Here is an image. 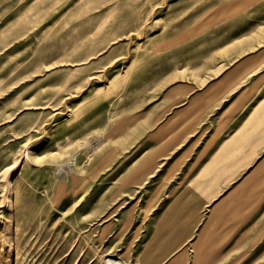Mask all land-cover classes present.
Returning <instances> with one entry per match:
<instances>
[{"label": "rangeland", "instance_id": "1", "mask_svg": "<svg viewBox=\"0 0 264 264\" xmlns=\"http://www.w3.org/2000/svg\"><path fill=\"white\" fill-rule=\"evenodd\" d=\"M263 40L264 0H0V264H206L182 183L135 171L141 111Z\"/></svg>", "mask_w": 264, "mask_h": 264}, {"label": "crops", "instance_id": "2", "mask_svg": "<svg viewBox=\"0 0 264 264\" xmlns=\"http://www.w3.org/2000/svg\"><path fill=\"white\" fill-rule=\"evenodd\" d=\"M212 70L175 79L143 105L131 160L144 183L156 173L182 183L175 199L193 207L169 212L172 229L189 235L204 222L191 243L206 264H264V40Z\"/></svg>", "mask_w": 264, "mask_h": 264}, {"label": "bare ground", "instance_id": "3", "mask_svg": "<svg viewBox=\"0 0 264 264\" xmlns=\"http://www.w3.org/2000/svg\"><path fill=\"white\" fill-rule=\"evenodd\" d=\"M166 252H167V251H166ZM160 253H165V251H164V250H163V251L161 250ZM198 255H199V254H196V255H195V258L197 259V261H196V259L194 258V261H195V262H198V261H199V256H198ZM148 259H149V262H150V263H151V262L153 263L149 251H148ZM178 261H179L178 259H175V260L172 261L171 264H178Z\"/></svg>", "mask_w": 264, "mask_h": 264}]
</instances>
